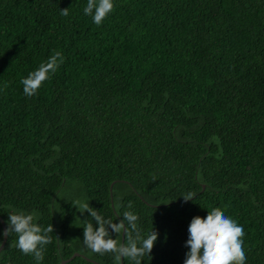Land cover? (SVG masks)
I'll return each mask as SVG.
<instances>
[{
	"label": "trees",
	"instance_id": "obj_1",
	"mask_svg": "<svg viewBox=\"0 0 264 264\" xmlns=\"http://www.w3.org/2000/svg\"><path fill=\"white\" fill-rule=\"evenodd\" d=\"M86 5L0 0V217L54 228L42 261L12 233L0 264H116L84 245L98 225L77 201L154 229L141 264H184L192 218L215 208L243 227L246 264H264V0H114L99 26Z\"/></svg>",
	"mask_w": 264,
	"mask_h": 264
},
{
	"label": "clouds",
	"instance_id": "obj_2",
	"mask_svg": "<svg viewBox=\"0 0 264 264\" xmlns=\"http://www.w3.org/2000/svg\"><path fill=\"white\" fill-rule=\"evenodd\" d=\"M114 7V0H87L84 14L92 16L93 22L99 26ZM60 11L63 16L69 14L68 8L60 9ZM63 59L62 53L57 51L46 62L41 63L35 71L22 79L24 94L28 97L35 95L42 84L49 79L50 74L57 71ZM183 198L187 202L192 200L194 195L188 193ZM76 204L83 209L80 212H89L98 225L95 227L90 220L84 226L83 243L93 252L101 255L114 254L116 264H122L125 259H130L134 264H141L146 254L150 256L158 239V233L153 229L146 237L142 236L137 223L138 215L125 211L122 216L118 215L123 219L115 223L103 217L89 203L80 204L77 201ZM128 207H132L131 203ZM8 216V228L3 234L15 233L16 248L25 255H32L37 262L42 261L45 246L52 242V237L49 235L54 232L52 224L42 228L34 222L38 220L36 213L25 214L20 211ZM109 229L117 234V238H112ZM121 233L125 237L124 242L120 239ZM188 233L186 247L190 250L186 253L184 264H246L242 239L245 235L244 229L235 220L226 216L221 209L215 208L208 211L206 218L193 217Z\"/></svg>",
	"mask_w": 264,
	"mask_h": 264
},
{
	"label": "water",
	"instance_id": "obj_3",
	"mask_svg": "<svg viewBox=\"0 0 264 264\" xmlns=\"http://www.w3.org/2000/svg\"><path fill=\"white\" fill-rule=\"evenodd\" d=\"M111 186V184H110ZM0 225H1V229H2V237H1V241H0V250L2 249L4 243H5V240H6V235H4V231L6 230L5 228V225H4V222H3V219L0 217ZM123 238V233H121V239ZM78 255L77 252H73L67 259L65 260H62L60 262V264H64L66 261H68L69 259H71L73 256H76Z\"/></svg>",
	"mask_w": 264,
	"mask_h": 264
}]
</instances>
